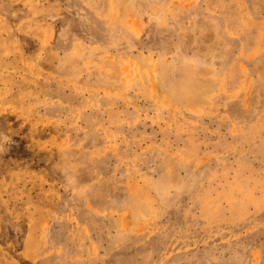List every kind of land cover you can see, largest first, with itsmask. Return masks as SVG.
I'll use <instances>...</instances> for the list:
<instances>
[{"label":"rangeland","instance_id":"obj_1","mask_svg":"<svg viewBox=\"0 0 264 264\" xmlns=\"http://www.w3.org/2000/svg\"><path fill=\"white\" fill-rule=\"evenodd\" d=\"M0 264H264V0H0Z\"/></svg>","mask_w":264,"mask_h":264}]
</instances>
